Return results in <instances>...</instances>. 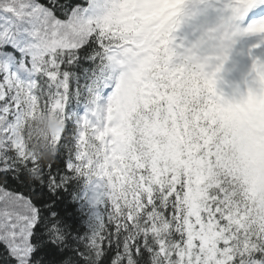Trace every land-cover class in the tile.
<instances>
[{"label":"snow or ice","instance_id":"6c2138e0","mask_svg":"<svg viewBox=\"0 0 264 264\" xmlns=\"http://www.w3.org/2000/svg\"><path fill=\"white\" fill-rule=\"evenodd\" d=\"M0 264H264V0H0Z\"/></svg>","mask_w":264,"mask_h":264}]
</instances>
